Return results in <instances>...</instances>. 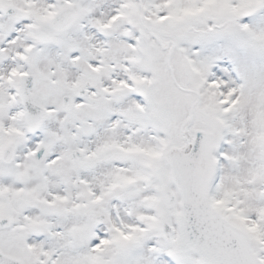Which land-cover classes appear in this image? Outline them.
I'll list each match as a JSON object with an SVG mask.
<instances>
[{
    "label": "snow or ice",
    "instance_id": "1",
    "mask_svg": "<svg viewBox=\"0 0 264 264\" xmlns=\"http://www.w3.org/2000/svg\"><path fill=\"white\" fill-rule=\"evenodd\" d=\"M0 264H264V0H0Z\"/></svg>",
    "mask_w": 264,
    "mask_h": 264
}]
</instances>
